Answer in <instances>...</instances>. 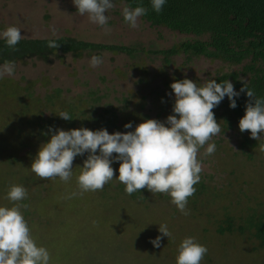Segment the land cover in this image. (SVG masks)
Returning <instances> with one entry per match:
<instances>
[{"label": "rangeland", "instance_id": "rangeland-1", "mask_svg": "<svg viewBox=\"0 0 264 264\" xmlns=\"http://www.w3.org/2000/svg\"><path fill=\"white\" fill-rule=\"evenodd\" d=\"M112 2L115 7L105 13L110 18L106 32L87 14H77L73 0H0V31L15 26L22 37L68 36L134 48H54L0 62L15 64L14 75L0 79V206H13L5 199L11 185L27 190L19 203L29 207L20 210L32 238L49 251V264H176L186 237L207 247L201 264H264V245L245 231L216 230L226 214L234 227L244 215L264 207V151L259 147L264 141L241 145L243 136L252 138L250 131L239 130V121L233 122L234 128H220L209 141L216 145L214 154L203 155L207 144L199 149L202 186L194 185L196 192L188 198L189 215L168 194L142 189L128 195L115 179L119 162L112 163L114 179L103 190L68 198L79 192L76 177L87 153L75 157L67 183L41 179L31 171L41 144L50 139L49 128L107 129L112 134L134 131L147 119L164 122L174 114L171 83L187 78L202 86L238 66L181 51L163 61L151 49L189 35L142 17L139 27L132 28L122 16L123 0ZM93 55L104 63L90 67ZM62 111L72 119L59 117ZM129 122L133 127L126 129ZM160 225H167L171 237L162 236ZM157 236H162L159 248L150 242Z\"/></svg>", "mask_w": 264, "mask_h": 264}, {"label": "clouds", "instance_id": "clouds-1", "mask_svg": "<svg viewBox=\"0 0 264 264\" xmlns=\"http://www.w3.org/2000/svg\"><path fill=\"white\" fill-rule=\"evenodd\" d=\"M156 13L163 10L166 0H150ZM77 14H87L94 23L106 32L109 17L105 14L115 7L112 0H73ZM147 9L142 6L122 8L125 22L132 28L139 27V18L146 15ZM0 39L10 48L23 39L21 30L8 26L0 31ZM49 47L57 48L54 42ZM104 63L103 58L93 55L89 61L92 68ZM15 64L5 62L0 65V79L13 76ZM243 87L239 92L228 81L217 83L215 79L206 80L202 86L190 79L177 80L170 87L175 95L173 113L161 122L147 119L139 123L134 131L114 132L107 129L96 131L87 128L62 130L49 128L50 139L41 144L31 163V171L45 180L59 178L67 183L73 176V161L77 156L87 158L76 177L79 192H73L68 198L83 195L84 192L103 190L104 186L114 179L113 162H119L117 179L125 185V192L131 195L147 189L153 194L164 193L171 197V203L184 215H189L188 198L196 192L203 171L198 159L199 149L207 144L203 153L205 157L214 154L215 143L210 140L221 131L214 117L213 109L227 96L230 107L236 108V97L246 92L248 102L245 115L239 120L241 132L250 131L251 138L264 140V98H258L247 81L240 77ZM59 117L71 120L67 112H60ZM167 125V126H166ZM126 129L133 127L129 122ZM264 151V144L259 145ZM113 154H116L115 156ZM27 198V190L21 185H11L5 199L13 202L12 207L0 206V264H49L50 253L38 246L32 238L29 226L21 213V204ZM162 236L171 237L167 225H160ZM162 236L150 242L154 247H161ZM207 247L198 243L193 237L184 238L176 256V264H201L207 254Z\"/></svg>", "mask_w": 264, "mask_h": 264}, {"label": "trees", "instance_id": "trees-1", "mask_svg": "<svg viewBox=\"0 0 264 264\" xmlns=\"http://www.w3.org/2000/svg\"><path fill=\"white\" fill-rule=\"evenodd\" d=\"M130 8L142 6L147 9L143 19L150 24L163 25L171 30L186 33L189 36L174 42L168 47L151 49L162 54L163 61L176 52L201 54L208 58H217L229 64H238L234 69L221 71L212 79L217 83L228 80L239 92L243 87L240 77L247 81L258 98H264V0H166L162 12L156 13L150 0H123ZM54 42L62 51L82 49H107L110 51L130 52L134 48L122 43L93 42L68 36L23 37L10 48L0 39V62L9 61L28 53H42ZM237 107L231 108L225 96L213 109L219 117L221 129L234 128L233 122L245 115L248 102L246 92L235 98ZM264 141V140H263ZM254 144L253 139L243 136L240 144ZM202 186L199 182L198 185ZM230 216L225 215L220 229L236 228L245 231L259 245H264V207L256 212L244 215L242 223L233 227Z\"/></svg>", "mask_w": 264, "mask_h": 264}]
</instances>
